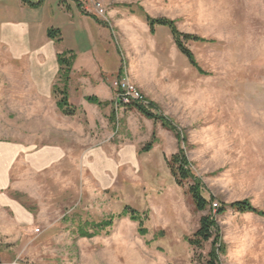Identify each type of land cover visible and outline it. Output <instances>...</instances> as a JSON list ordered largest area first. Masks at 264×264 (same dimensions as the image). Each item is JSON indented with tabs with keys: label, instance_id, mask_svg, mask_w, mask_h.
<instances>
[{
	"label": "rangeland",
	"instance_id": "374dc122",
	"mask_svg": "<svg viewBox=\"0 0 264 264\" xmlns=\"http://www.w3.org/2000/svg\"><path fill=\"white\" fill-rule=\"evenodd\" d=\"M81 1L93 16L95 3L104 7L102 21L114 31L128 72L123 76L175 131L163 129L170 137L166 146L142 153L150 137L141 125L135 121L126 131L119 123L118 133L125 130L131 146L118 150H133L132 161L117 157L106 173L88 162L80 171L19 180L20 190L10 195L31 222L5 228L0 263L204 264L210 244L194 249L185 237L206 212L193 206L187 192L191 181L175 184L164 157L179 146L184 150L212 208L247 200L264 211V0ZM126 5L207 40L186 43L201 72L177 50L167 30L151 35ZM6 107L3 101L0 116L6 123L0 132L12 134L14 115ZM3 185L0 179V189ZM125 207L143 220L144 235L137 222L119 218ZM110 220L109 227L97 225ZM216 223L226 249L220 264H264L263 218L227 210Z\"/></svg>",
	"mask_w": 264,
	"mask_h": 264
},
{
	"label": "crops",
	"instance_id": "0c3cea01",
	"mask_svg": "<svg viewBox=\"0 0 264 264\" xmlns=\"http://www.w3.org/2000/svg\"><path fill=\"white\" fill-rule=\"evenodd\" d=\"M124 7L129 15L143 19L149 31L141 13L132 5ZM49 29L59 31L60 41L48 37ZM158 29L167 30L157 27L154 34ZM65 53L72 56L66 84L60 79L58 63V56ZM125 70L114 31L86 12L81 0H45L36 9L23 6L19 0H0V105L4 101L14 115L13 133L0 132V179L4 181L0 189V241L5 240L1 236L5 228L31 222L30 215L10 195L20 190L19 180L47 177L53 171H80L88 162L95 163L91 168L96 172L106 173L114 168L117 157L132 161L133 150L119 152L118 146L130 145L123 133L135 121L147 139L155 137L151 150L142 153L166 146L170 137L160 123L132 107L114 108L109 80L128 74ZM63 91L73 110L71 116L57 106ZM3 123L6 120L0 116V130ZM119 123L125 128L120 133Z\"/></svg>",
	"mask_w": 264,
	"mask_h": 264
},
{
	"label": "trees",
	"instance_id": "16d2710c",
	"mask_svg": "<svg viewBox=\"0 0 264 264\" xmlns=\"http://www.w3.org/2000/svg\"><path fill=\"white\" fill-rule=\"evenodd\" d=\"M23 6H26L31 9H36L40 7L45 0H19ZM137 11L141 13L145 19V22L149 28V32L154 34L157 27L166 28L172 40L177 48V50L187 59L191 67L196 71L201 72L197 63L194 60L193 54L187 49L186 43H205L207 40L202 39L195 35L185 34L180 32L175 22L166 18H152L144 14L141 8H137ZM49 38H55L56 41H60V33L58 30L49 29L47 31ZM67 55L70 57L67 58ZM58 63L61 68L60 79L62 83L66 84L69 78L71 71L72 56L70 53H65L58 56ZM61 97L57 101V106L64 115L71 116L73 115V110L69 107L67 103L66 95L63 92L60 93ZM91 102H95L93 99H89ZM96 103V102H95ZM134 108L138 113L144 116L147 119L153 120L155 123H160L164 129L174 132V126L162 116H158L156 113H153L154 106L149 103L145 108L141 105L134 104L129 106ZM175 138L179 140L180 136L175 134ZM155 141L154 134L151 137V140L145 144L142 148V152H148L151 150L153 143ZM165 163L170 171V174L178 187H182L186 181H191L192 184L188 186V194L191 198L193 206L198 212H206L199 220L197 230L190 236L185 237L186 243L194 249H202L206 243L210 244V250L207 254V258L204 264H220V256L224 255L226 252L225 246L221 239L220 230L216 223V218L218 216L226 213L227 210H231L238 214L250 213L264 218V211L256 209L249 201H236L230 204H215V207H211L209 201L203 196V185L201 181L194 176L191 171L190 163L187 160L184 150L179 146L177 152L172 154L169 158H165ZM128 216L129 219L138 224V233L141 235L145 234V229L143 227V220H139L137 212L129 207L123 209V213L120 217ZM112 224V220L107 222H100L97 224L100 228L103 226L109 227ZM82 237H86L83 234ZM91 236H89L90 238Z\"/></svg>",
	"mask_w": 264,
	"mask_h": 264
},
{
	"label": "built area",
	"instance_id": "2783aa9c",
	"mask_svg": "<svg viewBox=\"0 0 264 264\" xmlns=\"http://www.w3.org/2000/svg\"><path fill=\"white\" fill-rule=\"evenodd\" d=\"M95 17L101 21L105 16V9L100 3L93 5ZM101 19V20H100ZM110 89L113 93V106L116 110H122L134 104L147 107V101L144 100L139 90L125 76L113 78L110 83ZM216 205L214 204L213 207ZM38 232V230H36ZM1 264V263H0Z\"/></svg>",
	"mask_w": 264,
	"mask_h": 264
}]
</instances>
